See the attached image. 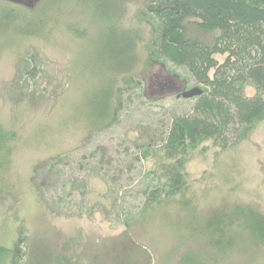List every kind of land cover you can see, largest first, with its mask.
Here are the masks:
<instances>
[{
	"label": "rangeland",
	"instance_id": "374dc122",
	"mask_svg": "<svg viewBox=\"0 0 264 264\" xmlns=\"http://www.w3.org/2000/svg\"><path fill=\"white\" fill-rule=\"evenodd\" d=\"M153 1L0 0L48 22L0 32V248L23 233L31 264H264V232L242 216L264 218V121L192 152L186 194L140 215L160 161L142 147L160 148L198 93L151 58Z\"/></svg>",
	"mask_w": 264,
	"mask_h": 264
},
{
	"label": "trees",
	"instance_id": "16d2710c",
	"mask_svg": "<svg viewBox=\"0 0 264 264\" xmlns=\"http://www.w3.org/2000/svg\"><path fill=\"white\" fill-rule=\"evenodd\" d=\"M21 13L5 4L0 32L15 25L17 34L42 36L48 22L24 21ZM145 14L154 27L151 58L183 69L193 84L190 89L198 93L187 111L173 116L160 148L142 147L144 159L160 161L146 172L141 216L186 194L192 152L208 142L225 152L246 141L264 121V0H154ZM247 85L256 90L254 96L246 95ZM6 138L1 133L0 143ZM247 211L242 216L251 219L248 227L264 232V218ZM220 221L216 217L217 232L223 231ZM23 240L21 233L17 249L0 248V264L5 255L10 264H31L21 249ZM217 244L222 245V240Z\"/></svg>",
	"mask_w": 264,
	"mask_h": 264
}]
</instances>
